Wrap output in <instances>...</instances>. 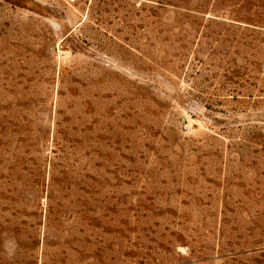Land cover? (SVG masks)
<instances>
[{
    "label": "rangeland",
    "instance_id": "rangeland-1",
    "mask_svg": "<svg viewBox=\"0 0 264 264\" xmlns=\"http://www.w3.org/2000/svg\"><path fill=\"white\" fill-rule=\"evenodd\" d=\"M0 264H264V0H0Z\"/></svg>",
    "mask_w": 264,
    "mask_h": 264
}]
</instances>
